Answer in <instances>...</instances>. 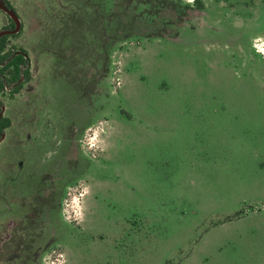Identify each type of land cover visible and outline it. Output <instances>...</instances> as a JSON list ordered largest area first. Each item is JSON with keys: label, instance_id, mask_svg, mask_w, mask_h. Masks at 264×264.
I'll use <instances>...</instances> for the list:
<instances>
[{"label": "rangeland", "instance_id": "rangeland-1", "mask_svg": "<svg viewBox=\"0 0 264 264\" xmlns=\"http://www.w3.org/2000/svg\"><path fill=\"white\" fill-rule=\"evenodd\" d=\"M129 1L170 0H0L30 68L0 95V264H264V0H201L104 74Z\"/></svg>", "mask_w": 264, "mask_h": 264}, {"label": "trees", "instance_id": "trees-1", "mask_svg": "<svg viewBox=\"0 0 264 264\" xmlns=\"http://www.w3.org/2000/svg\"><path fill=\"white\" fill-rule=\"evenodd\" d=\"M131 4V1L126 3L123 11L124 16L122 15V18L128 17L132 20H130V22H116V34L125 32L124 37L116 40L115 37L108 39L102 36L101 41H99L101 54L99 53L96 61L101 63L104 74L108 72V67L110 65L109 52L112 51L115 46L117 47V43L132 38L149 40L165 39L170 36H175L184 23L193 19L196 14L201 12L204 8L201 0H193L192 4L183 3L181 0H170L169 3L163 1V3L158 5L148 3L147 6L150 8L149 18H151V20L148 21L146 20L147 18H143V10L139 13L142 17H139L140 21H138V17L136 16V12L138 11H136V9H131ZM9 28H14V23L11 19ZM18 33L0 37V95L5 89H8L11 95L17 94L22 89L23 85L30 80L27 52L21 48L7 49L8 40L16 37ZM1 106L0 103V107ZM8 126V120L1 118V135Z\"/></svg>", "mask_w": 264, "mask_h": 264}, {"label": "water", "instance_id": "water-1", "mask_svg": "<svg viewBox=\"0 0 264 264\" xmlns=\"http://www.w3.org/2000/svg\"><path fill=\"white\" fill-rule=\"evenodd\" d=\"M0 10L3 11L11 19V21L14 23V28L10 31H1L0 37L5 36V35L17 34L20 30V21H19L18 16L16 15V13L1 3H0ZM3 111H4V108H3V106H1L0 107V119L2 118Z\"/></svg>", "mask_w": 264, "mask_h": 264}, {"label": "built area", "instance_id": "built-area-1", "mask_svg": "<svg viewBox=\"0 0 264 264\" xmlns=\"http://www.w3.org/2000/svg\"><path fill=\"white\" fill-rule=\"evenodd\" d=\"M253 49L256 54H259L264 58V41H257L253 44Z\"/></svg>", "mask_w": 264, "mask_h": 264}]
</instances>
